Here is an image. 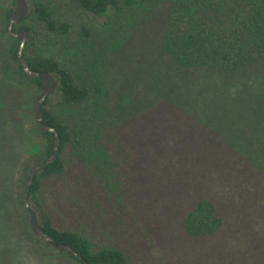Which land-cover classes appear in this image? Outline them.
I'll return each mask as SVG.
<instances>
[{
    "label": "trees",
    "instance_id": "obj_1",
    "mask_svg": "<svg viewBox=\"0 0 264 264\" xmlns=\"http://www.w3.org/2000/svg\"><path fill=\"white\" fill-rule=\"evenodd\" d=\"M77 1L101 17L105 27L119 21L113 47L142 44L129 53L138 65L130 66L131 83L121 79V90L112 92L101 69L107 53L93 45V53L77 54L80 60L44 51L45 45L65 52L67 44L45 41L39 27L50 36H67L73 23L62 15L61 5L46 0L29 5L13 30H28L22 53L29 67L49 71L58 80L41 110L61 137L57 159L34 177L30 204L39 199L45 178L66 176L78 165L88 182L81 183L87 199L75 198L74 207L83 214L110 207L122 230L96 224L88 228L99 231L96 240L90 231L61 226L48 212L41 222L44 230L58 242H70L91 264H128L123 243L131 245L138 235L148 243L166 231L178 236L167 224H156L159 218L151 214H169L171 206L182 216L176 221L184 237L200 242L199 249L185 255L186 264H264V0ZM4 5L0 3V105L13 103L19 128L39 145L33 158L39 163L55 142L54 132L41 131L32 121L44 79L24 72L21 43L10 32V8ZM89 27L79 28L88 41ZM124 30L127 34L120 35ZM55 107L70 109L69 115ZM128 138L139 156L125 146ZM26 163L21 161L19 169ZM136 184L140 197L132 190ZM160 187L169 199L158 203ZM15 198L16 204L7 193L3 196L2 225L31 243L23 236L25 195ZM129 226L136 230L134 236ZM62 255L85 264L69 251Z\"/></svg>",
    "mask_w": 264,
    "mask_h": 264
},
{
    "label": "rangeland",
    "instance_id": "obj_2",
    "mask_svg": "<svg viewBox=\"0 0 264 264\" xmlns=\"http://www.w3.org/2000/svg\"><path fill=\"white\" fill-rule=\"evenodd\" d=\"M27 1L29 5L34 2V0ZM46 1L51 5H61L60 10L62 15L73 23V28L70 34L67 36H50L47 34L46 28L44 26L39 27V35L42 39H45V41H48L49 38H53L56 42H60L62 45L63 42L67 44L63 48L65 52L56 48L52 50L47 49L45 45L42 47L44 51L47 50V52L52 54L55 52L58 56L62 54V56L66 58V56H75L79 53L83 55L84 53L90 51V49L91 53H93V45L97 46L100 49L98 52L103 54L107 53L109 58L106 63L102 62L104 65L101 69L105 78L104 80L106 81L107 86L110 87V90H112V92L118 91L117 89L121 90L122 87L118 82L121 79H123L125 82L131 83L128 78L129 69L131 65L137 66L138 62H136L135 57L130 58L129 53H131L133 46L140 48L142 44H129L117 48L113 47L112 39L118 32L117 30L120 25L119 21L115 22L109 27H105V24H103L104 20L101 17L94 16L89 11H85L77 0ZM1 2L5 4L4 8L9 7L11 9V7L14 5L12 0H0V3ZM83 24H88L90 26L89 28L92 31V39L90 41L83 38L79 33V28ZM126 34L127 33L125 30L123 33H120V35L124 36ZM106 36H108V39ZM109 42L110 46L107 47L106 44ZM149 47L151 46L148 45L147 49H149ZM105 50L107 52H105ZM71 52H75L76 54ZM77 57L80 60L82 58L80 55H77ZM135 80L136 77L134 76L132 81L134 82ZM55 97L54 99H56ZM1 104L3 106L0 105V264H74L69 259H64V254L62 255L64 252H61L49 245L43 237H39L34 234L30 226V214L27 208H22L20 212H22V216L24 217L22 220L24 223H22L25 234L23 236L29 240L32 238L33 241L30 240L31 243L23 242L24 240L19 239L16 235L18 232L15 231L16 234H14L13 232L6 231L2 225L1 219L4 215L3 196L7 193L9 196L14 198V203L16 204L17 201L15 197H17V195H25V185L29 171L34 165L37 164V161H35L33 158L40 149L37 142L28 139L25 133H23V131H21L19 128V122L21 121L19 117L14 115L15 109L13 108V103L11 101H4ZM55 109L63 116L69 115L68 112L70 109L65 110L64 108V111L56 107ZM35 110L36 108H34V118L32 121L36 122ZM129 140L130 139L128 138L125 146L132 151H135L132 147L133 143L129 142ZM138 151L139 150H137V152L135 151L136 153L134 154V157H136V154L138 156L140 155ZM77 159L78 162H82V159ZM21 161H25L28 164L26 163L27 165L25 166L22 165V168L19 169ZM128 167L133 170L132 167ZM138 167H140L139 164ZM78 168V165H76L74 168L68 169L66 176H53L44 179L42 189L39 193V199L36 198L39 201H37L34 197L33 201L31 202L32 206L38 213L40 222L44 220L45 213L48 212L58 220L57 222L61 226L90 231V235H92L96 240H99L97 236L99 231L94 232L88 229H94V225L96 224L103 223L107 226L115 227V229L118 228L122 230L121 225L115 222V216L117 213H112L110 207H107L104 212H100L99 210L89 214H83L79 207H74L72 201H74L75 198L78 201H85L87 199V194H85L84 190L82 189L84 184L81 183L88 182L82 180ZM23 174L25 179L22 184L20 182V177ZM69 175L70 177H68ZM127 187L129 188L130 186L127 185ZM84 188L91 189V187H88V184H86ZM132 190L135 193L137 191L138 197H140L137 184L135 186L132 185ZM167 195L168 193L165 192L162 187H160V198L157 199L158 201H156L158 203L159 201H163V197L169 199ZM22 204H24V201ZM78 206L86 207V204H83V202H78ZM72 208L73 212H71ZM169 209V214L166 212L161 214L157 213L156 211H151V214L153 215V218L154 216L157 219L159 218L160 221H155L156 224L159 225L161 222H163V224L165 223V226L167 224V230H171V228H173L178 236H173V233L170 234L171 231H166L165 234L161 233L153 241L148 238V243H145L144 241L142 242L140 235H138L137 241H134L129 246H127L126 243H123L122 248L125 250L124 252L127 256L128 264H186L189 261H185V255L191 250L196 251L199 249L200 242L187 239L184 237V234H182V225L180 226L178 221H176L182 217L180 212L175 215V212H173V208L171 206ZM59 214H61V216H58ZM71 214H73L74 217H72ZM143 214H145L144 207ZM173 222H175L174 225ZM87 224L89 225L88 227L85 226ZM103 228L104 227H102V229ZM126 229H129V233L132 231V236H134L136 233V230L132 226H129ZM143 239L145 240V238ZM203 245H205L204 242Z\"/></svg>",
    "mask_w": 264,
    "mask_h": 264
},
{
    "label": "water",
    "instance_id": "obj_3",
    "mask_svg": "<svg viewBox=\"0 0 264 264\" xmlns=\"http://www.w3.org/2000/svg\"><path fill=\"white\" fill-rule=\"evenodd\" d=\"M30 10V6L27 0H15L14 5L11 7L9 11L10 24L9 29L10 32L16 36L20 40V49H19V58L23 65L24 72L30 77H42L44 79V90L42 92L41 97L37 100L36 103V121L38 123L41 131H48L55 133V142L54 146L51 150V154L43 161L34 165L29 171L27 182L25 185V205L30 214V226L34 234L37 236L43 237L46 242L52 247L56 248L61 252L69 251L80 259L83 260L85 264H91L87 259H85L73 246L70 242H58L54 236L46 232L43 228L42 223L39 220L38 214L35 209L30 204L29 192L31 185L34 181V177L38 171H40L43 167L48 165L49 163L55 161L58 157V152L61 144V137L57 132V129L44 121V116L41 110V106L46 98L54 93V91L58 88V80L55 75L49 71L43 70H33L29 67V63L27 59L23 56V49L26 44V41L29 38L28 30L24 29L22 31H14L13 26L20 23L25 19L28 12Z\"/></svg>",
    "mask_w": 264,
    "mask_h": 264
}]
</instances>
